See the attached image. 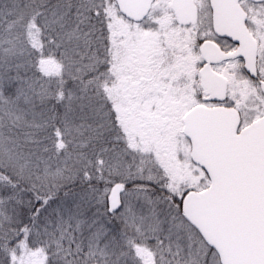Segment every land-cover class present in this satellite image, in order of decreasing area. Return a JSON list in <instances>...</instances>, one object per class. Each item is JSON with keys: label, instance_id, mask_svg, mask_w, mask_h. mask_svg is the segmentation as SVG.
Here are the masks:
<instances>
[{"label": "snow or ice", "instance_id": "snow-or-ice-1", "mask_svg": "<svg viewBox=\"0 0 264 264\" xmlns=\"http://www.w3.org/2000/svg\"><path fill=\"white\" fill-rule=\"evenodd\" d=\"M0 264H264V0H0Z\"/></svg>", "mask_w": 264, "mask_h": 264}]
</instances>
